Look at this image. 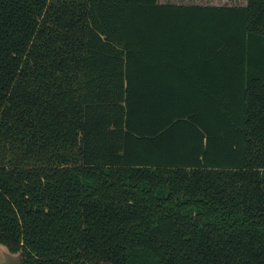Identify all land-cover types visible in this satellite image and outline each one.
I'll list each match as a JSON object with an SVG mask.
<instances>
[{"label":"trees","instance_id":"trees-1","mask_svg":"<svg viewBox=\"0 0 264 264\" xmlns=\"http://www.w3.org/2000/svg\"><path fill=\"white\" fill-rule=\"evenodd\" d=\"M0 244L264 264V0H0Z\"/></svg>","mask_w":264,"mask_h":264},{"label":"rangeland","instance_id":"rangeland-1","mask_svg":"<svg viewBox=\"0 0 264 264\" xmlns=\"http://www.w3.org/2000/svg\"><path fill=\"white\" fill-rule=\"evenodd\" d=\"M56 1V0H51ZM161 3L243 6L246 0H159Z\"/></svg>","mask_w":264,"mask_h":264},{"label":"water","instance_id":"water-1","mask_svg":"<svg viewBox=\"0 0 264 264\" xmlns=\"http://www.w3.org/2000/svg\"><path fill=\"white\" fill-rule=\"evenodd\" d=\"M0 264H23L22 252H12L0 244Z\"/></svg>","mask_w":264,"mask_h":264}]
</instances>
